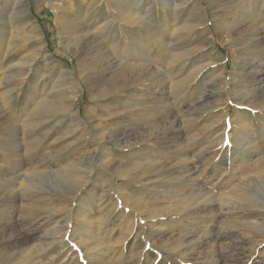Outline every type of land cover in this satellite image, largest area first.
<instances>
[{
    "label": "rangeland",
    "instance_id": "obj_1",
    "mask_svg": "<svg viewBox=\"0 0 264 264\" xmlns=\"http://www.w3.org/2000/svg\"><path fill=\"white\" fill-rule=\"evenodd\" d=\"M20 1L0 0V264H264V207L236 202L256 190L264 206V110L239 104L252 94L240 72L264 53V0ZM211 61L226 66L217 101ZM120 63L157 82L123 86ZM123 131L139 142L124 151L108 140ZM90 157L81 190L65 189Z\"/></svg>",
    "mask_w": 264,
    "mask_h": 264
},
{
    "label": "bare ground",
    "instance_id": "obj_2",
    "mask_svg": "<svg viewBox=\"0 0 264 264\" xmlns=\"http://www.w3.org/2000/svg\"><path fill=\"white\" fill-rule=\"evenodd\" d=\"M38 2H37V4H39V3H41V2H43V1H45L46 2V0H37ZM50 3H52L51 1H49ZM20 4H21V6L22 7H24V8H26L27 6L24 4V3H22V0L20 1ZM126 4V3H125ZM127 5V4H126ZM126 5H124V6H122V8L123 7H125ZM52 7L54 8V9H56V10H58V16L60 17L61 16V18L63 19V18H65L68 14H66V12H65V10L64 11H62V10H60V9H62L59 5H57V4H53L52 5ZM176 7V6H175ZM179 7V6H178ZM177 8V7H176ZM198 8V7H197ZM122 10V9H121ZM26 11H27V9H26ZM151 11V10H150ZM149 12V11H148ZM172 12H174V10L172 11ZM234 12V11H233ZM240 12V11H239ZM125 13H128V11L127 12H125ZM177 13V12H176ZM129 14V13H128ZM127 14V15H128ZM236 14H238V13H236ZM235 14V15H236ZM243 14V13H242ZM241 14V15H242ZM245 14V13H244ZM65 16V17H62V16ZM153 14L151 13V12H149V14H147V16H152ZM240 15V14H239ZM144 17V16H143ZM67 18V17H66ZM126 18H128V17H126ZM129 18H130V15H129ZM132 18V17H131ZM242 18V17H241ZM244 18H245V16H244ZM244 18H242V19H244ZM133 19V18H132ZM131 19V20H132ZM242 19H240L239 17H238V15L236 16V17H234V21H233V23H232V25H229V27H228V32H229V39H233V34H234V32L232 31V30H234L235 28H233L234 27V25H237L236 23H238V25H240L241 23H242ZM129 20V19H128ZM245 20V19H244ZM68 21H70V20H68ZM67 21V22H68ZM140 21V20H139ZM72 22V21H71ZM145 22V21H144ZM142 23V24H149V22H146V23ZM79 23V22H78ZM76 24H77V22H76ZM140 24V23H139ZM243 24V23H242ZM80 27V26H79ZM79 27L77 26V25H75L74 24V26H71V30H69L70 32H71V34H70V37H72L73 38V41L76 43V51H75V56L78 58V60H79V64H80V66L82 67V44H83V34L81 35V31H79L78 29H79ZM144 27H146V25L144 26ZM224 27V26H223ZM225 28H227V27H225ZM242 28V27H241ZM81 29V28H80ZM220 29V28H219ZM227 30V29H226ZM226 30H225V32H226ZM175 32V31H174ZM169 34V33H168ZM256 37V36H255ZM88 40V39H87ZM85 42V41H84ZM88 42V41H87ZM249 45V44H248ZM260 45V44H259ZM254 47V46H253ZM259 47H261V46H259ZM249 48V47H248ZM247 48V49H248ZM253 49V48H252ZM258 49V48H257ZM250 51H252L251 49H250ZM254 51H255V49H254ZM256 51H259V50H256ZM255 53V52H254ZM261 55H263L264 56V53L262 52V54H254L253 56H252V59L250 60V61H248L247 62V64H246V67L244 68V69H242L241 70V74L243 75V77L242 78H244V81L245 82H247V83H249V86H248V88H250V90L252 91V94L249 96H240V99H239V104L240 105H245V106H247V107H250V108H253V109H258V108H261V109H263L264 110V62L262 61V60H259L258 59V57L259 56H261ZM86 56V55H85ZM81 58V59H80ZM108 59H110V58H108ZM114 59V58H113ZM264 59V58H263ZM48 60H49V62H52V63H56V62H54V57H48ZM111 60V59H110ZM109 60V61H110ZM171 61V60H170ZM112 62V61H111ZM117 62H119V61H117ZM172 62H173V60H172ZM172 62H170V63H172ZM109 63V62H108ZM85 64V63H84ZM110 64V63H109ZM214 63L211 61L206 67H207V69H208V67H210L211 68V66H213L214 68H213V70H212V72H211V79L210 80H208V81H206L205 82V86H206V94H207V96L208 97H210V98H215L214 100L215 101H217L219 98L221 99V97H222V91H223V86L220 84V83H218V82H223V80H226L227 78H226V76L225 75H223V73H221V72H219L221 69H223V68H221V67H219L218 65H213ZM106 65V64H105ZM111 65V64H110ZM122 65V66H121ZM123 65H125V64H122V63H120V64H118L117 66H115V68H116V70H115V73H116V76L115 77H117L118 79H120L122 82H124V83H122L123 84V86H133V87H137L138 85H144L145 84V82L147 81H150V82H152V84L151 85H154V83H155V79L156 78H151V79H147V78H145V76L143 77L142 75H141V71H140V69L137 67V66H134V68H131L132 70H129L130 68L129 67H123ZM80 67V68H81ZM112 67V66H111ZM118 67V68H117ZM203 67V66H202ZM202 67H201V70H203L204 71V69H206V67L205 68H203L202 69ZM226 67V66H225ZM225 67H224V69H225ZM51 69V68H50ZM108 69H110V68H108ZM223 69V70H224ZM66 71V72H65ZM64 71V75L66 76V78H67V82H74V83H78L77 82V80L73 77V75L71 74V72L69 71V70H65ZM105 71V70H104ZM130 71V73H131V76H127V73ZM105 73V72H104ZM106 73H107V71H106ZM13 74V73H12ZM143 74V73H142ZM199 74H200V72H199ZM199 74H196V77H198L199 76ZM15 75V74H14ZM104 75V74H103ZM155 75V74H154ZM154 75H152L151 77H153ZM64 76V77H65ZM128 77H131V79H130V81H128ZM14 79V77H10V78H8V81H11V80H13ZM116 79V78H115ZM155 80V81H154ZM111 81V80H110ZM113 81V80H112ZM119 81V80H118ZM115 82V81H114ZM120 82V81H119ZM157 82V81H156ZM241 82H243V81H241ZM65 83H66V81H65ZM112 83V82H111ZM224 83V82H223ZM244 83V82H243ZM9 84V83H8ZM114 84V83H113ZM63 85V84H62ZM62 85H61V87H62ZM75 85V84H74ZM92 85V84H91ZM115 86H114V88L116 89V88H118V84H114ZM146 85V84H145ZM144 85V86H145ZM9 86V85H8ZM148 86V85H147ZM146 86V87H147ZM91 87V86H90ZM139 87V86H138ZM152 88H153V86H151ZM246 87V86H245ZM89 88V87H88ZM108 88V87H107ZM110 88V87H109ZM111 88H112V86H111ZM113 88V89H114ZM207 88H210L211 89V91L208 89L207 90ZM239 88V87H238ZM247 88V87H246ZM93 89V88H92ZM89 90V89H88ZM239 90V89H238ZM242 90V89H241ZM90 91V90H89ZM110 90H107V91H102V92H100L99 93V95L102 97H106V95L108 94V92H109ZM11 92V91H10ZM242 94V93H241ZM110 95V94H109ZM99 96V97H100ZM153 97H151V99H152ZM150 98H149V100H151ZM139 100V99H138ZM138 100H136L137 101V103H138ZM208 103L210 104V102H205L203 105H202V109H203V107L205 108V107H207L208 106ZM213 103H215V104H213L211 107L210 106H208V108L211 110V108H213V107H215V106H217L218 105V103L219 102H213ZM43 105H44V103H42ZM151 104V103H150ZM42 106V105H41ZM40 106V107H41ZM138 105H136L135 107H137ZM39 107V108H40ZM43 107V106H42ZM45 107V106H44ZM41 109H43V108H40V109H38L40 112H45V111H43V110H46V109H43V110H41ZM49 109V108H48ZM54 109H56V108H53V110ZM50 110H51V108H50ZM208 110V109H207ZM214 110V109H213ZM60 111V110H59ZM36 113V112H35ZM47 113V115H42V117L41 118H43V116L44 117H46V118H48V117H53V116H55L54 115V113L52 112V110L51 111H47L46 112ZM45 113V114H46ZM38 114V113H37ZM40 115V114H39ZM58 123H60V122H58ZM77 125V124H76ZM78 127V126H77ZM97 126L95 127V133L97 134ZM243 130L245 131V125H244V127H243ZM113 131V130H112ZM241 132H243V131H241ZM113 133V132H112ZM117 133V132H116ZM119 133V132H118ZM144 133V132H143ZM144 136H143V138H144V140L145 141H148L149 139L148 138H150L151 137V135H152V133H150V132H145V134H143ZM101 136V135H100ZM107 136V135H106ZM142 136V135H141ZM135 137H136V134L134 133V134H131V133H129V132H127V131H123V132H121V133H119V134H117V135H115V134H110V137H108V140H110L111 139V141L113 140V142H115V143H117V145L124 151V150H129V148L133 145V144H138L139 142L137 141V142H135V143H132V141L133 140H135ZM103 139H107V137L105 138H103ZM143 140V141H144ZM141 141V140H140ZM134 146H136V145H134ZM133 147V146H132ZM91 155V154H90ZM94 157V156H93ZM93 157H90L91 159H90V163H88V165H86L85 167L83 166H81V164H79L80 162H82L80 159H79V163H77V165H79V166H81L82 168H80V169H78V170H74V171H76V173H75V177L74 178H69L68 176H65V177H63L64 178V180H67V183L66 184H64L63 186H64V188L65 189H71V190H75V189H80L81 190V188H82V184H83V182H85V181H83L84 180V173H85V168H88L89 166H91V163H93L92 162V160H93ZM86 159H88V158H86ZM109 160H110V158H109ZM114 160V159H113ZM85 162V161H84ZM86 162H88V161H86ZM108 162V161H107ZM112 161L110 160V162H108V164L109 163H111ZM112 164V163H111ZM116 163H113L112 165V167L111 168H114L116 165H115ZM85 165V164H84ZM93 165V164H92ZM123 165V164H122ZM104 168V167H103ZM131 169V168H130ZM73 170V169H72ZM87 170V169H86ZM117 170V169H116ZM89 171V170H88ZM119 171H121V170H119ZM70 172H72V171H70ZM63 173H65V172H63ZM119 173V172H118ZM126 173H127V169H126ZM67 174H69V173H67ZM66 174V175H67ZM91 174V173H90ZM10 175V174H9ZM65 175V174H64ZM71 175V174H70ZM38 176H40V174H38ZM42 176V175H41ZM45 176V175H44ZM73 176V175H72ZM86 176V175H85ZM128 175H126V177H127ZM257 176H259L260 177V181H262V183L264 184V163L261 165V166H259V171H258V175ZM71 177V176H70ZM87 177V176H86ZM125 178V177H124ZM42 179H44V177H42ZM46 179V178H45ZM49 179H50V177H49ZM48 180V179H47ZM63 180V181H64ZM70 180V181H69ZM31 181V180H30ZM46 182V181H45ZM48 183V182H47ZM49 183L51 184V186H55L56 185V178L54 177V179L53 178H51L50 180H49ZM59 183V182H58ZM41 184V183H40ZM60 184V183H59ZM86 184V183H85ZM43 185V184H42ZM59 186V185H58ZM56 187H57V185H56ZM55 187V188H56ZM57 189V188H56ZM59 189V188H58ZM64 190V189H63ZM32 191V190H31ZM30 191V192H31ZM44 191V190H43ZM65 191V190H64ZM29 192V193H30ZM48 192V191H47ZM257 191L256 190H241L239 193H238V195H237V198H236V202H238V206L239 207H237V208H241V209H243V210H252V209H256V210H259V209H262L264 206H261L260 204H259V202H258V198H257ZM40 194V193H39ZM192 198V197H191ZM181 201V200H180ZM183 201V200H182ZM135 205H136V207H139V208H141L143 205H144V203L143 202H140V201H135ZM181 205V204H180ZM190 205V204H189ZM181 207V206H180ZM188 207V206H187ZM182 210V209H181ZM184 210V209H183ZM152 214V213H151ZM255 214H258V213H255ZM161 215H159V214H152L151 215V217L153 218V219H155V218H159ZM263 225V224H262ZM245 226L246 227H248V228H253V229H258L259 230V228L261 227V224H259V223H257V222H246V224H245ZM60 232V231H59ZM256 232V231H255ZM257 235V234H256ZM53 236V237H52ZM51 237L54 239V235H52ZM56 237V236H55ZM258 237H259V235H258ZM262 237V236H261ZM263 238V237H262ZM261 238V239H262ZM254 239H256V238H254L253 236H252V238H250V242L252 243V244H254L255 243V240ZM52 240V239H51ZM201 240V239H200ZM258 240V239H257ZM52 242V241H51ZM193 242V241H192ZM198 242V241H197ZM196 242V243H197ZM47 243V242H46ZM199 243V242H198ZM247 243V242H246ZM53 244V242L52 243H50L49 245L51 246ZM200 244V243H199ZM47 245H48V243H47ZM250 245V244H249ZM45 246V245H44ZM42 246L40 245V248H41ZM49 247V246H48ZM48 247H46V250H47V248ZM30 252H34V251H32V249L30 250V249H28ZM45 250V251H46ZM41 251H43V249L41 250ZM30 254V253H29ZM29 254H27V252H26V255H29ZM34 254V253H33ZM22 255V254H21ZM225 259L224 258H222V256H221V258H220V261L219 262H217V264H219V263H225L226 261H224ZM27 262V261H26Z\"/></svg>",
    "mask_w": 264,
    "mask_h": 264
}]
</instances>
